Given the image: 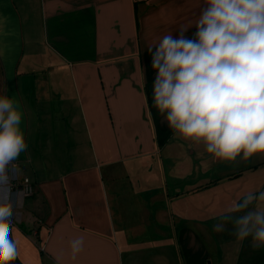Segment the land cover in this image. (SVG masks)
I'll return each mask as SVG.
<instances>
[{"label":"crops","instance_id":"obj_1","mask_svg":"<svg viewBox=\"0 0 264 264\" xmlns=\"http://www.w3.org/2000/svg\"><path fill=\"white\" fill-rule=\"evenodd\" d=\"M203 6L0 0V95L21 107L28 147L16 177L33 185L28 196L12 189L11 264H262L251 237L214 226L234 201L264 190V154L213 162L152 101L149 47Z\"/></svg>","mask_w":264,"mask_h":264},{"label":"clouds","instance_id":"obj_2","mask_svg":"<svg viewBox=\"0 0 264 264\" xmlns=\"http://www.w3.org/2000/svg\"><path fill=\"white\" fill-rule=\"evenodd\" d=\"M148 51L156 72L153 105L169 128L203 144L213 162H248L264 154V0H204L194 23L164 35ZM22 117L20 105L0 95V264L18 257L11 238V180L18 172L15 161L28 147ZM255 202H264V190L234 201L214 230L231 224L237 240L251 237L253 249L264 247V207H250ZM83 248L82 236L72 239V258Z\"/></svg>","mask_w":264,"mask_h":264},{"label":"built area","instance_id":"obj_3","mask_svg":"<svg viewBox=\"0 0 264 264\" xmlns=\"http://www.w3.org/2000/svg\"><path fill=\"white\" fill-rule=\"evenodd\" d=\"M12 189H19L24 196H28L33 193V185L28 177H23L19 180L16 176L11 180Z\"/></svg>","mask_w":264,"mask_h":264},{"label":"rangeland","instance_id":"obj_4","mask_svg":"<svg viewBox=\"0 0 264 264\" xmlns=\"http://www.w3.org/2000/svg\"><path fill=\"white\" fill-rule=\"evenodd\" d=\"M261 250H262V252H264V247H262ZM261 261H262L261 263L263 264L264 259Z\"/></svg>","mask_w":264,"mask_h":264},{"label":"water","instance_id":"obj_5","mask_svg":"<svg viewBox=\"0 0 264 264\" xmlns=\"http://www.w3.org/2000/svg\"><path fill=\"white\" fill-rule=\"evenodd\" d=\"M207 264H209V263H207Z\"/></svg>","mask_w":264,"mask_h":264}]
</instances>
